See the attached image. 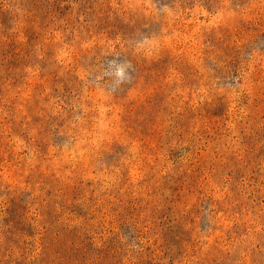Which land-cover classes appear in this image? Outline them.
I'll return each mask as SVG.
<instances>
[{"label": "rangeland", "instance_id": "374dc122", "mask_svg": "<svg viewBox=\"0 0 264 264\" xmlns=\"http://www.w3.org/2000/svg\"><path fill=\"white\" fill-rule=\"evenodd\" d=\"M0 264H264V0H0Z\"/></svg>", "mask_w": 264, "mask_h": 264}]
</instances>
